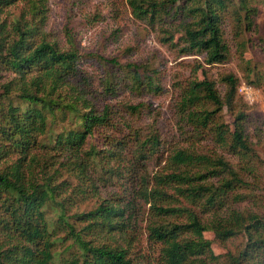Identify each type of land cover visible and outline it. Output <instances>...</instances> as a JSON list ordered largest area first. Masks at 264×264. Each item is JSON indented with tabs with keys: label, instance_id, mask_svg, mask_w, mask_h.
I'll use <instances>...</instances> for the list:
<instances>
[{
	"label": "trees",
	"instance_id": "16d2710c",
	"mask_svg": "<svg viewBox=\"0 0 264 264\" xmlns=\"http://www.w3.org/2000/svg\"><path fill=\"white\" fill-rule=\"evenodd\" d=\"M254 1H128L136 20L159 27L170 46L202 56L207 67L229 62L237 43L243 79L222 74L224 93L207 75L190 81L177 114L183 141H214L249 164L243 177L223 156L189 148L175 150L165 171L151 174L149 164L163 160L166 145L157 127L145 133L129 120L143 105L98 107L100 96L115 98L124 90L161 92L148 65L98 58L105 73L99 95L92 96L94 89L79 85L82 55L69 27L68 49L48 40L47 0H0V79H7L0 85V264H141L148 257L134 251L138 201L150 204L154 217L147 230L158 258L149 257V264H264V213L232 205L255 198L249 190L264 192L250 165L258 154L249 137L251 131L263 137L264 122L251 120L239 95L242 81L264 88V71L245 58L248 43L264 49L263 38L253 39L261 13ZM225 112L234 116L231 125ZM97 171L130 186L112 204L105 199L81 211L86 197L79 189L86 182L95 188ZM206 232L222 242L242 237L240 249L216 256Z\"/></svg>",
	"mask_w": 264,
	"mask_h": 264
},
{
	"label": "rangeland",
	"instance_id": "374dc122",
	"mask_svg": "<svg viewBox=\"0 0 264 264\" xmlns=\"http://www.w3.org/2000/svg\"><path fill=\"white\" fill-rule=\"evenodd\" d=\"M128 1L47 0L49 13L44 31L50 42L58 43L60 49H68L70 46L65 30L66 27H69L75 46L82 55L79 63L81 71L78 77L79 85L81 83L87 84L89 89H94L92 96L99 95L105 73L104 66L98 58L117 59L122 65L129 63L148 65L153 75L156 76L155 78L160 80L161 92L131 93L130 90H124L120 96L115 98H107L106 100L102 96L98 98V103L101 102L98 107H101L102 103L115 106V108L143 105L140 112L134 116L128 117L127 115L126 117L134 122L135 127L145 133L149 132L152 125L157 127V131L166 145L163 160L156 158L149 164L151 174L164 172L169 155L173 154L175 150L189 148L199 155H206L211 158L223 156L225 160L234 165L243 177H246L247 174L243 173L242 169L249 165L248 163L246 164L234 157L226 149L218 147L214 141L205 140L193 145L189 144L182 140L178 129L179 118L177 112H179L178 103L181 90L187 87L190 81L196 78L202 80L207 75L211 80L216 81L220 92L224 93L226 88L219 81L222 74L233 73L243 79V63L239 58L237 43L231 44L233 58L229 62L217 67H207L202 56L184 54L179 48L170 46L164 40L165 35L159 27L153 28L136 20ZM252 5L256 6L261 12L257 20L259 30L257 34L253 35V39L256 41L259 37L264 39V0L254 1ZM22 8L21 4L11 12L17 15ZM229 25L230 23L227 26V32L231 31ZM245 58L250 60L257 70L264 71V49L260 47L251 49V44L248 43ZM200 65L205 66V73L200 70ZM5 78L0 79V85L7 80ZM249 88H252V91H249ZM239 95L249 105L248 113L251 120L256 123L264 122V88L248 86L242 81ZM124 110L121 109V111ZM224 115L225 121L231 125L234 122V116L229 112H225ZM62 127L58 125L56 130L60 131ZM249 137L254 150L258 154V158L252 160L250 165L254 167L253 169L257 173V182L263 179L262 186L264 184V136L260 137L251 131ZM92 177L95 179V188L91 186L92 182L90 184L86 182L83 184L84 187L79 189V191H84L83 195L86 197L78 205V209L81 211L91 210L99 206L105 199L112 204L114 201H111V199L122 197L124 189L130 186L125 178L103 174L102 171L95 172ZM79 182V179H73L75 186L79 185ZM70 191L71 189L68 190V192ZM237 192L242 194L250 192L255 195V198L241 204L232 203L234 208L264 213V192L255 191L254 193L250 190L248 192L244 188L238 189ZM171 193L174 194V192ZM150 208V204L137 202L139 215L136 230L140 242H136L134 251H136L137 256L144 254L148 257L141 264H149V257L158 258V253L155 252L153 244L148 240L147 228L150 222L154 220ZM71 209L72 211L76 210L75 207H71ZM48 211L49 217L56 215L51 208ZM180 221L184 223L186 220L180 219ZM204 221L207 222L206 219ZM204 237L212 242L213 252L219 257L229 252L238 251L242 244V237L226 242L216 239L212 232H206ZM156 250H159V247Z\"/></svg>",
	"mask_w": 264,
	"mask_h": 264
},
{
	"label": "built area",
	"instance_id": "2783aa9c",
	"mask_svg": "<svg viewBox=\"0 0 264 264\" xmlns=\"http://www.w3.org/2000/svg\"><path fill=\"white\" fill-rule=\"evenodd\" d=\"M249 91H252V88H249Z\"/></svg>",
	"mask_w": 264,
	"mask_h": 264
}]
</instances>
